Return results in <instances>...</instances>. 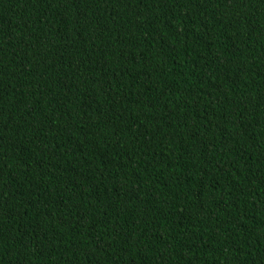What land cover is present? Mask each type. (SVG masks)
<instances>
[{
    "label": "trees",
    "instance_id": "trees-1",
    "mask_svg": "<svg viewBox=\"0 0 264 264\" xmlns=\"http://www.w3.org/2000/svg\"><path fill=\"white\" fill-rule=\"evenodd\" d=\"M0 264H264V0H0Z\"/></svg>",
    "mask_w": 264,
    "mask_h": 264
}]
</instances>
